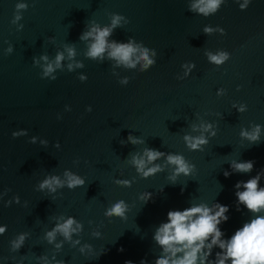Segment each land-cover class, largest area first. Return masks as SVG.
<instances>
[{"label":"water","instance_id":"1","mask_svg":"<svg viewBox=\"0 0 264 264\" xmlns=\"http://www.w3.org/2000/svg\"><path fill=\"white\" fill-rule=\"evenodd\" d=\"M18 2L28 4L18 22L23 24L20 31L10 23ZM190 2L0 0V190L11 189L5 200L19 195L21 204L28 202L27 207L14 203L4 208L0 204V224L7 225L0 236V257H9L0 259V264H36L41 254L51 257L52 245L42 236L51 228L54 215H71L81 221L83 231L73 238L90 244L96 256L104 252L91 260L79 253V246L65 243L56 253V259L64 264H124L127 260L139 264L141 259L151 264L159 253L152 240L154 228L166 222L169 210H183L189 201L229 206V219L220 225L225 238L251 217L243 206L236 211L234 185L264 168V0H250L245 10H240L235 0H226L208 17L188 11ZM108 13L129 21L115 29L110 40L126 42L132 37L157 52L155 66L146 72L116 69L120 77L131 78L126 86L112 75L113 62L85 59V46L78 41L90 20L108 24ZM205 25L222 27L226 35L206 36L202 32ZM50 37L55 44L49 42ZM5 41L13 47L10 55L3 54L8 47ZM62 43H75L76 59L84 68L71 73L57 71L54 81L41 79L32 57L47 54L52 58ZM205 49L226 50L230 59L216 67L207 62ZM184 62H194L195 68L186 79L177 80ZM80 73L87 76L85 82L77 79ZM219 88L226 89V94L218 97ZM233 103H244L247 111L238 113ZM65 105L71 111H65ZM89 105L92 111L85 112ZM196 114L215 122L218 129L203 151H189L182 140L191 131L188 126L199 123ZM249 123L262 126L259 144L249 145L239 137L240 128ZM22 129L27 130V136L12 137L13 131ZM129 133L146 144L122 147L119 141ZM31 136L48 140L47 147L39 140L29 143ZM57 141L59 149L53 147ZM145 146L182 154L196 166L195 175L178 177L174 186L169 184L167 169L140 179L124 159ZM77 159L79 164H74ZM233 159L254 161L253 171L225 178L223 171L230 170L228 162ZM64 169L81 175L85 185L60 189L62 196L55 200L34 191L45 173L61 174ZM133 177L130 187L113 183L114 179L131 181ZM260 183L264 186V178ZM145 191L153 193L146 204L137 198ZM117 200L129 204L130 211L126 220L114 217L109 222L103 213ZM101 224V238H92V228ZM20 232L30 236L18 252H10L9 240ZM120 248L123 251H118ZM215 251L218 249L213 250V257Z\"/></svg>","mask_w":264,"mask_h":264},{"label":"clouds","instance_id":"2","mask_svg":"<svg viewBox=\"0 0 264 264\" xmlns=\"http://www.w3.org/2000/svg\"><path fill=\"white\" fill-rule=\"evenodd\" d=\"M35 2V0H33ZM226 0H192L188 4V11L208 17L219 11L221 4ZM238 3L240 10H245L250 3V0H235ZM28 4L26 2H18L15 4L13 18L11 24L16 26V30L20 31L23 24L18 22L22 19V12L26 11ZM109 23L101 25L94 20H90L85 24L84 30L78 36V41L84 44L83 57L96 62H104L105 60L113 62L111 65L112 75L117 77V82L121 86H126L130 82V77H120L116 71L117 68L125 70H137L138 72H146L156 64L157 52L155 49L146 47L143 42H137L134 38L129 37L126 42H119L115 39H109L113 36L114 30L121 28L129 23L128 19L123 15L116 13H108ZM123 21V23H122ZM203 34L210 36L213 33H219L221 36L226 35L222 27H212L205 25L202 28ZM49 42L55 44L53 37L49 38ZM5 43H8L5 41ZM13 52V47L8 43V47L4 49V55H10ZM78 53L75 43H62L60 49L56 50L54 57L50 58L47 54H41L38 58L32 57L34 67L40 69V78L54 81L57 79V71L74 72L77 69L84 68V63L76 59ZM204 56L209 64L216 67L222 66L230 59V53L223 49H217L215 52L205 49ZM68 61L65 64V61ZM183 69V74H177V80L186 79L195 68L194 62H184L180 65ZM77 79L80 82H85L87 76L83 73L78 74ZM240 86H237L239 91ZM226 94V89L219 88L216 91L218 97ZM232 108L238 113L247 111V106L244 103H233ZM65 111H71L70 106L65 105ZM92 107L86 106L85 112H91ZM211 113H205L209 115ZM214 115L220 116V113ZM57 119H61L58 114ZM196 120L199 123H191L188 127L191 131L182 136L185 147L189 151H203L204 147L209 143L212 137L217 134V126L215 122H209L199 114H196ZM192 133H199L192 135ZM262 126L260 124L249 123L247 128L241 127L239 137L242 141H247L249 145L259 144L261 141ZM13 138L27 136L26 129L13 131ZM39 140V144L47 147L48 140L31 136L29 143L35 144ZM123 147L127 144L133 146L144 145L146 141L129 133L126 139L119 141ZM53 147L59 149V142H55ZM159 161V163H157ZM124 162L134 168L136 175L140 179H147L158 173L169 170L167 176L170 185H176L178 177H189L195 175L196 166L180 153L163 152L148 146L140 148L138 151L130 152L124 159ZM74 164H79V159L73 161ZM87 164V161H84ZM230 170H224L223 175L228 178L234 173L248 174L253 171L254 161L247 160H231L228 162ZM122 175V173H121ZM264 178V168L256 172L246 181H237L234 185V195L236 197V211L241 210V206L251 213V217L242 224L234 234L229 238H225V233L221 230L220 225L227 222L229 216V206L222 205L219 202L193 203L189 201V206L183 210H169L166 214V222L159 223L154 228L152 240L154 245L159 249V253L155 255V259L151 264H264V186H261V180ZM136 177L132 180L114 179L113 183L120 187H130L135 182ZM85 179L69 170L64 169L61 174L45 173L43 178L38 180L34 185V191L46 193L52 200L57 196H62L58 190L67 188L74 190L77 187H83ZM185 187V186H184ZM181 187V193L184 191ZM10 188L0 190V204L4 208L10 207L12 204H21L19 195H13L11 199L5 200L4 197L10 192ZM163 189H161V192ZM138 200L144 204L153 199V193L145 191L139 194ZM28 202L24 201L21 206L27 207ZM130 211V205L124 200H117L106 207L103 215L111 222L112 218L121 220L127 219V213ZM52 226L46 228L43 232L42 239L48 245H52L51 257L41 254L36 257V264H64L63 261L56 259L63 244L67 243L70 247L77 248L79 253L88 259H98L93 252V248L88 243L81 244L79 237L83 231V223L71 215L64 214L54 215L50 217ZM92 221L88 224L91 227ZM103 225H98L92 228L90 236L95 239L101 238L99 228ZM7 225L0 224V236L6 233ZM30 236L29 232L17 233L9 240V251L18 252L25 244L26 239ZM61 237V239H57ZM215 251L213 257V250ZM123 251V248L118 249ZM7 260L9 257H0ZM15 259V257H11ZM23 260V257H21ZM19 264V262H18ZM124 264H133L131 260H127ZM139 264H149L146 259H141Z\"/></svg>","mask_w":264,"mask_h":264}]
</instances>
